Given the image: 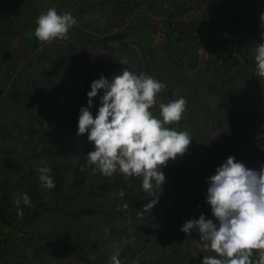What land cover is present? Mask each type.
Returning a JSON list of instances; mask_svg holds the SVG:
<instances>
[{"label": "rangeland", "instance_id": "374dc122", "mask_svg": "<svg viewBox=\"0 0 264 264\" xmlns=\"http://www.w3.org/2000/svg\"><path fill=\"white\" fill-rule=\"evenodd\" d=\"M230 1L0 0V206L12 223L19 222L12 228L0 218V264H112L117 252L121 264H202L203 256L214 254L198 247L195 230L181 231L186 220L212 218L207 179L229 156L251 169L264 166V79L255 62L257 44L264 42V3ZM52 7L58 14L70 12L77 23L67 40L43 44L34 35L36 19ZM113 35L121 37L104 42ZM125 68L166 84L150 109L154 115L160 103L186 100L183 118L170 127L192 137L186 153L161 169L165 183L158 203L136 223V233L109 213L60 210L119 208L133 196L145 204L153 199L143 191L142 178L94 174L87 154L95 146L87 133L77 136L79 112L87 106L83 76L91 85ZM102 95L100 90L94 98L96 111ZM42 166L51 168V190L40 185ZM107 181L123 182L129 190L97 188ZM24 193L31 203L16 205ZM47 236L79 245L85 260L44 243Z\"/></svg>", "mask_w": 264, "mask_h": 264}, {"label": "clouds", "instance_id": "9594fccd", "mask_svg": "<svg viewBox=\"0 0 264 264\" xmlns=\"http://www.w3.org/2000/svg\"><path fill=\"white\" fill-rule=\"evenodd\" d=\"M260 19L264 24V13ZM76 23L70 12L58 14L52 7L36 19L34 35L43 44L67 40ZM261 40L264 41V33ZM255 62L257 76L264 79V42L257 44ZM90 87L87 106L79 112L77 132V136L87 133L88 141L95 146L87 154V167L94 166V174L99 171L106 177L119 173L127 178H142L143 191L153 197L144 205L148 212L158 203L165 183L161 169L170 160L183 156L190 146L192 137L187 131L170 127L181 121L187 102L179 98L160 103L159 116L154 115L150 109L156 106V97L166 84L127 68L111 79L101 76ZM100 90L101 106L94 117L90 109ZM84 170L82 167L81 171ZM37 171L41 187L53 189L51 168L42 166ZM206 182V202L212 218L201 214L198 219L186 220L181 228L187 235L195 230L198 247L214 253L203 256L202 264H264V166L251 169L229 156ZM21 200L24 205L31 203L27 193L15 204L20 205ZM18 214L22 216V210ZM118 256L117 252L111 257L112 264H121Z\"/></svg>", "mask_w": 264, "mask_h": 264}, {"label": "trees", "instance_id": "16d2710c", "mask_svg": "<svg viewBox=\"0 0 264 264\" xmlns=\"http://www.w3.org/2000/svg\"><path fill=\"white\" fill-rule=\"evenodd\" d=\"M230 0H224V3H222L223 6H229ZM234 3H239L241 5L244 4L242 0H234ZM242 23L239 24L238 28H241ZM244 26L247 28L248 24H244ZM121 36L119 35H113V36H106L103 40L104 42H109V41H114L118 40ZM9 54L5 56V60L9 59ZM81 89L85 93L86 99L88 101L87 93L91 91V87L89 84V79L87 75L83 76V80L81 81ZM36 96L37 100L39 103L40 111L43 114V116L46 118V123L49 129H52V122L49 118V115L46 111L45 103L42 94L36 90ZM93 107L90 109L93 113V116L95 117L97 111L95 109V100L93 98ZM263 131H264V126H263ZM245 136L240 137L239 141L242 140ZM247 139L250 138V136H246ZM240 148V143L237 144L236 149L238 150ZM89 187L95 188L93 184H90ZM97 188H100L102 191L106 189H116V190H129V187H126V184L123 182H104L102 185H98ZM130 192V191H129ZM128 199V198H127ZM128 203L124 204L123 206L116 208L112 206H102V205H97V206H92V207H83V208H78V209H69V208H61L60 210L63 211L66 214L72 215V214H96V213H109L110 215L116 217L118 221L120 222L121 225L125 226L126 229L125 231H130L131 233H136L137 232V222H139L143 215L145 214L144 211V205L145 202L140 196H133L132 198L128 199ZM48 207L47 205H38V209H43ZM137 215H142L139 218H136ZM138 217V216H137ZM0 218L1 222L4 225H7L12 228H18L19 222L12 223L11 220H9V217L7 216L6 212L3 210L2 206H0ZM129 218V219H128ZM44 243L48 244H54L58 245L60 247H63L65 250H67L70 254H73L74 256L81 258L82 260H85V256L79 247V245L71 242L70 240H67L65 238L57 237V236H47L44 239ZM214 255V254H213ZM36 257L33 256L32 259H35ZM32 264V262H30ZM167 264H180V263H175V262H169Z\"/></svg>", "mask_w": 264, "mask_h": 264}, {"label": "built area", "instance_id": "2783aa9c", "mask_svg": "<svg viewBox=\"0 0 264 264\" xmlns=\"http://www.w3.org/2000/svg\"><path fill=\"white\" fill-rule=\"evenodd\" d=\"M256 1H257V0H256ZM261 2H263V3H264V0H261ZM222 3H224V0H221V4H222ZM212 14H214V12H212ZM172 28H173V29H175V28H176V25H175V23H173V24H172ZM175 35H176V33H175Z\"/></svg>", "mask_w": 264, "mask_h": 264}]
</instances>
